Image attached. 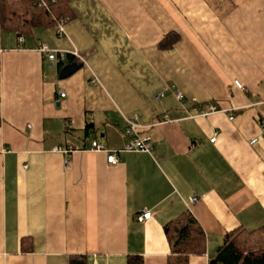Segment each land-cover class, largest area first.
Masks as SVG:
<instances>
[{
	"label": "crops",
	"instance_id": "0c3cea01",
	"mask_svg": "<svg viewBox=\"0 0 264 264\" xmlns=\"http://www.w3.org/2000/svg\"><path fill=\"white\" fill-rule=\"evenodd\" d=\"M67 5L61 37L0 29V264H166L164 225L184 211L205 242L187 264H208L226 233L264 225V0ZM168 32L178 40L158 48ZM123 117L152 149L109 165L87 146L120 149Z\"/></svg>",
	"mask_w": 264,
	"mask_h": 264
},
{
	"label": "trees",
	"instance_id": "16d2710c",
	"mask_svg": "<svg viewBox=\"0 0 264 264\" xmlns=\"http://www.w3.org/2000/svg\"><path fill=\"white\" fill-rule=\"evenodd\" d=\"M72 17L67 0H0V29L27 35L35 29L51 28L59 19ZM178 40L174 32L166 33L158 48L170 49ZM169 244L166 264H187L191 255L204 254V234L187 211L164 225ZM216 255L208 264H264V225L252 230L236 228L224 236ZM70 264H84L75 257ZM127 264H142L139 257L127 258Z\"/></svg>",
	"mask_w": 264,
	"mask_h": 264
},
{
	"label": "built area",
	"instance_id": "2783aa9c",
	"mask_svg": "<svg viewBox=\"0 0 264 264\" xmlns=\"http://www.w3.org/2000/svg\"><path fill=\"white\" fill-rule=\"evenodd\" d=\"M66 23V20L64 18H61L58 20L56 25L54 26V34L56 37H61L64 34V24ZM17 42L18 44H21L22 37L17 36ZM36 51L40 53V55L45 58L48 61H62L64 58V55L66 52L63 50H57V49H51L49 48L45 43L38 42L36 45ZM74 57L79 58V56L76 54L75 51L69 52ZM94 83H96V79L94 78ZM233 86H235L238 89H242V86L239 82L233 81ZM172 95L174 98L178 101H181L183 96L182 94L177 90H172ZM162 92L157 93L154 97L157 98L158 96H161ZM59 96L62 97L63 93L60 92ZM262 103H264V99L262 100ZM218 108L215 104L208 103L204 105L200 113L201 115L207 114L210 112L216 111ZM228 119H231L229 117ZM124 121V127L121 128L120 134L122 137L127 138V141L123 144V146L120 149H105L102 144L98 143L96 140H91L87 146L88 150L92 151H100L104 153L105 162L109 165H114L117 162V155L119 152L123 151H142L149 153L152 149L150 138L148 136H140L138 134V130L141 127L140 124L136 121L135 118H125L123 117ZM258 126L260 131H264V118H261L258 121ZM215 139V134L209 139L210 142H213ZM253 142V140H251ZM53 150H60L61 152L67 154L71 150H74L70 146L64 145L63 147H54ZM190 202H194L195 198L192 197L189 199ZM151 216V213L148 210H140V212L136 215V221L137 222H143L147 219H149Z\"/></svg>",
	"mask_w": 264,
	"mask_h": 264
}]
</instances>
